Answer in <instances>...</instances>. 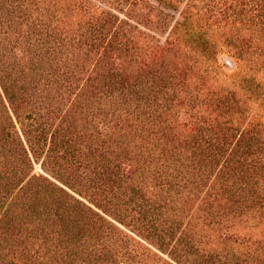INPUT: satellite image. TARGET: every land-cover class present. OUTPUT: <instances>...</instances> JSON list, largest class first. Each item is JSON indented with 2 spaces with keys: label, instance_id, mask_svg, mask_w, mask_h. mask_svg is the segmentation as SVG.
<instances>
[{
  "label": "trees",
  "instance_id": "1",
  "mask_svg": "<svg viewBox=\"0 0 264 264\" xmlns=\"http://www.w3.org/2000/svg\"><path fill=\"white\" fill-rule=\"evenodd\" d=\"M189 1L155 63L136 26L88 0H0L7 264H264V240L236 254L231 235L211 237L264 219V88L236 84L240 105L177 76L170 51L209 56ZM217 6L259 70L245 42L264 43V0Z\"/></svg>",
  "mask_w": 264,
  "mask_h": 264
},
{
  "label": "rangeland",
  "instance_id": "2",
  "mask_svg": "<svg viewBox=\"0 0 264 264\" xmlns=\"http://www.w3.org/2000/svg\"><path fill=\"white\" fill-rule=\"evenodd\" d=\"M88 1L92 5L113 13L120 19L136 26L142 32V34L138 33L136 35L138 44L142 45V48L148 52H152L154 54L153 61L157 63L161 56V51L156 50L157 47L155 45H162L166 41L174 23L182 21L180 13L186 8L187 0H134L136 5L132 4V8H129L130 2L125 4L123 0ZM217 5L218 0H191L187 5V8H189L187 10L191 11L194 15L193 17L199 18L202 30L208 33V46L207 48L203 47L207 55L209 54L208 58L204 53H200L197 50L196 55H199V61L193 64L192 60L190 61V59L184 57L185 53L193 54V52H190L189 48L180 46L178 49L170 51L166 61L171 68H176L175 71L179 78L183 79L186 76V83L202 85L201 92L203 94L211 92L215 94L218 89H232L235 91L236 98L240 100L239 104L242 105L244 98L240 96L236 84L260 83L264 88V43L257 50L253 38L245 42L248 44L249 52L256 51L252 59H255V61L258 59L259 70L254 67V64H244L239 56L236 55L237 50L232 47V42L230 43L233 33H230L227 27L224 29L219 28V25H222L225 20H222V10ZM130 9H132V12H129ZM151 37H154L155 40ZM243 37L248 38L247 35ZM172 55H175V57H172ZM247 106L249 105L246 104L245 107ZM257 106L258 104H254L247 114L255 111ZM247 121L244 119L240 126L245 127ZM262 121L264 122V119ZM36 171H39L38 165H36ZM253 225L250 222L239 223L235 221L228 231L221 229L219 233L215 232L211 237L216 235L218 238H216L215 242H218L221 239H225V237L227 238V235H231L230 245L234 248V253L239 254L251 242L258 239L264 240V219L257 226L254 227ZM207 234L209 232H206ZM247 240L249 241L248 243ZM13 258V250L9 239H0V264H7Z\"/></svg>",
  "mask_w": 264,
  "mask_h": 264
}]
</instances>
